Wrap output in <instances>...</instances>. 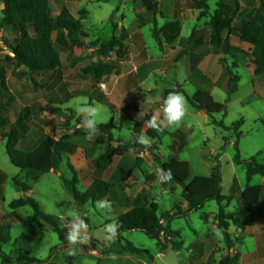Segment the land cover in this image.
<instances>
[{
    "label": "rangeland",
    "instance_id": "obj_1",
    "mask_svg": "<svg viewBox=\"0 0 264 264\" xmlns=\"http://www.w3.org/2000/svg\"><path fill=\"white\" fill-rule=\"evenodd\" d=\"M215 4L216 0L210 2L212 12L215 10ZM258 4V1L252 3L250 9L253 11ZM242 5L245 6V4ZM66 6L75 13L77 20L83 21L81 24L89 35L85 41V48L79 49L82 60L71 61L70 51H63L56 42V48L60 51L64 64L59 75H52L51 72L31 75L25 69L10 68L4 75L5 88L0 76V116L4 120V122L0 120V234L10 237L8 243L0 242V264L7 259L13 260L9 264H31L28 262L29 259L40 261L37 264H79L80 256L85 255L84 251L92 246L94 238L103 239L104 225L116 219L118 214L137 207H149L152 203L159 206L160 216L166 212H172L176 206L186 209V201L182 198L183 188L175 183L160 182L157 179L155 169L160 165L155 160L156 156L163 161L176 156L182 161L190 162L192 177H208L219 164L223 177L224 195H227L228 187L235 175L242 183L247 179L243 166L237 165L238 172H234L236 143L239 144L243 159L255 157L259 163L264 164V76L254 75L248 55H239L241 57L239 62L236 61L238 54L235 52L223 55L219 59V61L225 60L226 63L221 65L240 78L238 89L231 96L228 95L227 74L223 73L222 68L214 62V57L209 58L206 64V70L214 83L211 91L213 98L225 106V113L207 118L204 112L194 110L189 104L182 122L170 126V134L162 140L151 137L153 141L151 147L145 150L142 145L135 142L137 136L134 133L135 124L145 123L146 113H156L161 109L164 89L176 91L183 86L184 92L190 97L199 89L209 91L210 80L206 77L201 78L199 73L189 75L186 64L180 65V61L183 60L178 54L170 60L162 59L164 55L161 51L164 47L154 39L153 30L156 25L159 29L162 28L165 23L170 22V19L149 14L144 10L141 0H51L52 13L55 17L59 16ZM187 12L183 14L187 15ZM140 14L147 27L142 29L141 35L134 37L132 44L129 42L126 44V50L130 51L128 63L119 64L125 68V73L134 69L133 65H135L139 68L140 77L143 75L145 78L142 99L145 98L143 100L147 102L143 105V111H140L138 107L136 111L134 107L124 104V97L119 95L123 83L117 78L112 77L102 82V85H97L91 80L86 81L80 75L85 67L98 59L103 62L111 61L110 58L92 55L99 45L92 47L91 44L97 40L108 42L113 35L120 36L122 31L119 22H122V17H125L126 29L134 32L135 20ZM0 19H2L1 14ZM188 27L186 23V31ZM2 36L9 41H14L17 37L16 32L11 29L2 30ZM3 38L0 40L2 46H4ZM54 40H57L56 34ZM232 42L238 44L245 52L251 50L249 45L240 43L235 35L232 36ZM8 54L7 49L0 53V68L4 66V58ZM111 58L115 59V54H112ZM235 63L237 67L234 66ZM54 89H58L61 98L68 92L76 90H87L88 93L73 96L63 105L50 106L45 96ZM112 92L114 93L111 94ZM98 98L103 99L108 106L100 105ZM85 102L98 107V119L102 124L116 127V130L113 127L112 131L115 141H119V144L128 143L131 147L122 162L124 165L122 175H117L118 177L112 182L111 212L98 210L92 202L79 209L72 195L63 188L64 180L70 181L73 178L70 169L72 166L80 181L79 189L85 191L86 186L92 181L93 161L104 155L110 146L119 145L111 142L108 135L102 133L89 140L86 138V131L77 127L81 121V115L77 109ZM30 105L29 117L25 122H21L27 134H21L19 150L27 152L34 149L45 137H53L58 141L64 134L74 135L77 130L81 134L73 138V142L80 147L73 155L74 158L70 160L71 156L65 157L56 170L41 175L38 181L31 180L26 172L11 163L7 154L6 141L1 138L2 133L9 131V126L14 125L21 112ZM241 120L244 124L239 136L233 125ZM220 123H223L225 128H221ZM183 126L193 127L194 132L187 140L186 146L175 152L171 147L174 139L180 140L178 141L180 143L181 140L186 139V136L178 134L174 137L173 135ZM142 132L148 133L144 128ZM17 183L29 185L31 191L25 193L17 186ZM27 197L34 199L43 213L56 218L60 229L65 231L63 241L41 218L36 220L35 226L42 230V234L33 236L11 216L14 211L10 209V203ZM230 205V211L236 213L238 204L232 201ZM223 208L225 211L229 209L227 202L223 204ZM216 209L219 213V205L213 201L207 203L202 210L210 212ZM70 210L78 211L84 216L88 224V234L91 237L90 245L74 246L75 255L67 254L69 245L65 239L67 231L65 225L70 220ZM202 210L193 213L189 221V225H193L197 230H200L204 223L200 219L202 213H205ZM15 213L27 218L33 216L35 211L31 206H26L16 210ZM103 219L104 224H102ZM172 227L182 233L185 242L188 243L192 238V233L187 232L188 226L184 220H173ZM123 239L142 250L153 251L157 247L155 240L140 231L124 233ZM125 241L121 242L122 246L125 245ZM103 245L116 248L119 244L115 242L110 246H106L105 243ZM168 262L178 261L175 256L170 255Z\"/></svg>",
    "mask_w": 264,
    "mask_h": 264
},
{
    "label": "trees",
    "instance_id": "obj_2",
    "mask_svg": "<svg viewBox=\"0 0 264 264\" xmlns=\"http://www.w3.org/2000/svg\"><path fill=\"white\" fill-rule=\"evenodd\" d=\"M145 10L153 16H161L168 19L159 8L158 0H141ZM214 0H177L176 9L173 20L166 23L162 28L157 25L153 30V37L159 45L166 43L172 46L177 42L181 35L182 14L189 10H198V20L207 19L208 23L203 29L194 30L189 42H194L196 46H204L211 50L214 55H219L222 49L225 54L232 51L236 54L243 53L250 57L251 64L254 67V75L257 77L264 76V0H216L215 10L211 11L210 2ZM259 2L258 6L250 9L252 3ZM5 8L0 19V30L11 29L16 32V39L9 41L3 38L4 46L0 45V53L7 49L9 54L4 58V66L0 68V76L4 84V75L8 69H25L31 75H39L47 72H61L62 60L60 51L56 48V42L60 48L69 50L71 55L75 48L84 49L85 41L89 35L84 31L83 25L64 7L55 17L52 13L51 0H4ZM242 4H245L243 6ZM139 17V22H141ZM142 23V22H141ZM57 40H54V35ZM235 35L242 44L250 45L252 48L249 52L243 51L240 47H235L232 43V36ZM129 41V35L123 31L120 36L113 35L108 42L95 41L91 44L94 49L92 55L99 58H110V62L97 60L92 62L81 71V77L91 80L97 85L101 84L112 75H120V62L128 58L126 44ZM232 49V50H231ZM234 49V50H233ZM115 54V59H112ZM83 57L78 60L81 61ZM202 56H196V61L200 62ZM193 65L196 68L197 62ZM220 64L226 63L220 60ZM237 67L236 63L234 64ZM230 81L228 84V95L236 93L240 78L230 69ZM86 90H79L76 95L87 94ZM182 95L187 99L194 110L206 112L208 116L213 118L215 115L225 113V106L215 101L213 96L205 90H198L193 97H189L184 91ZM46 100L51 105H63L68 99H62L58 91H51L46 96ZM99 103L108 106L104 101ZM152 116L147 115L145 120L148 121ZM0 120L4 122L0 116ZM244 121L241 120L233 125L236 133L240 136V129ZM221 128H225L223 123L219 124ZM99 133L108 135L111 142L115 141L110 125H98ZM142 124L136 123L134 128L135 135L142 132ZM232 128V129H233ZM228 129V130H232ZM150 137L162 140L168 135L163 129L157 131L149 128ZM79 130L74 135L64 134L60 140L53 137H45L44 140L35 149L27 152L19 150L21 132L14 125L9 126V131H4L1 135L2 140L6 141L7 154L11 163L21 171L27 173L28 177L33 181H38L43 174L56 170L65 157L76 154L79 146L73 142L75 136H80ZM96 137V136H95ZM236 156L234 162L238 166L246 169L247 180L250 182L254 176L264 177V164L259 163L258 159L253 157L243 159L239 150V144H235ZM128 143L119 144L115 147L110 146L106 153L98 160L92 163L93 182L85 191L79 189L80 181L76 170L70 166L73 174L72 180H64L66 188L69 190L77 208H82L89 202L95 203L101 198H108L111 193L112 184L106 179V173L113 165L115 159L124 157L130 150ZM259 157V155H258ZM156 162L164 169H171L173 179L171 183H175L183 188L182 198L186 201V209L176 206L172 212H166L159 215V206L152 203L149 207H137L130 209L126 213L120 215L117 221L122 225L119 230L117 242L125 241L124 233L140 231L147 237L158 242V246L162 249L168 247L174 253L184 250V245L180 241V235L171 229V223L175 219L189 221L193 213L202 210L209 202H217L219 205V213L217 216L218 228L229 245L232 246L229 229L233 224L238 229L244 231L251 226L256 216H251L245 221H239L233 214H228L223 208V204L228 201L223 195V179L218 164L212 174L206 176L192 177V167L190 162L171 158L163 161L160 157H155ZM25 193L31 191V187L26 184L17 183ZM264 195V188L261 186L247 185L241 194V199L251 205H258ZM10 209L14 212L11 216L19 222L23 228L29 231L33 236L42 234V230L35 226L38 218L48 223L53 230L59 235L61 241L64 240L65 231L61 230L56 218L47 215L41 211L39 204L32 198H21L10 203ZM31 206L35 214L24 218L17 213L16 210ZM10 241V237L0 234V242L6 244ZM101 250L103 254L110 251L103 243L93 240L92 246L87 251ZM123 250H129L138 255H147L148 251L135 248L131 243L125 241ZM12 259H7L2 264H9ZM29 263L37 264L40 261L29 259ZM72 264V263H70ZM222 264H238V257L231 260L223 261Z\"/></svg>",
    "mask_w": 264,
    "mask_h": 264
},
{
    "label": "crops",
    "instance_id": "obj_3",
    "mask_svg": "<svg viewBox=\"0 0 264 264\" xmlns=\"http://www.w3.org/2000/svg\"><path fill=\"white\" fill-rule=\"evenodd\" d=\"M158 2H159L160 11L166 17H168L170 21H172L174 13H175V9H176L177 0H158ZM66 8H68L70 13L76 19H78L75 16V13L69 7L66 6ZM199 13L200 12L198 10H189L187 12V15L182 14L183 15V20L181 22L182 31H181V35L179 39L172 46H168L166 43H163L164 50L161 51V53L164 55L162 57V59L164 60H170L173 57L175 58L177 54L180 55V58H182L183 60V61H180L181 62L180 65H182L183 63L186 64L187 72L189 75L192 73H199L201 78L206 77L207 79L210 80L211 88L209 89V91L207 89L205 91H208L212 95L211 91H212V87L214 86V83L212 81L211 75L209 74V72H207L208 70H206V67H207L206 64L209 58L214 57V62L219 67L222 68L223 73L227 74V85L229 84V81H230V74L228 72V68L224 67L223 65L219 63V59L223 55L226 56L224 48L222 49L221 53L217 56V55H214L209 48L204 47V46H196L194 42L188 41L194 30L203 29L208 23L207 19H203L200 21L198 20ZM141 16L142 15L140 14V16H138L137 19L135 20L134 32H131L126 29L124 25L125 17H122V22L121 21L119 22L120 30L122 32L126 31L128 33L129 35L128 42L131 44L133 43L134 37L139 36V34L141 35L142 29L144 27H147V24L143 23ZM139 17H141L142 23L139 22ZM81 22L83 24V21ZM186 23L189 25L187 31H186ZM232 43L235 47H239L238 44H234V42ZM251 48L252 47L250 46V49ZM81 54H82L81 50L79 51L78 48H75L73 50L72 55L69 52V58H71V61L73 59L79 61L78 59L81 58ZM128 54H129L128 58L120 62V64L124 65L125 63H128L127 61L130 60V51L128 52ZM239 55L242 56L243 53L238 54V57H236L237 62H239V60L241 59ZM196 56H202L203 59L200 62H197ZM195 61L197 62V64H196V68L193 70V65ZM62 65H64L63 61H62ZM122 65L121 66L119 65L121 69V74L118 76L112 75L110 78L115 77L123 83L121 90H119V95L124 97V104L128 107H134L136 111H137V107L139 108L140 111H143L144 109L143 105H146V102H147L146 100L145 101L143 100L145 98L142 99V97L144 96V92H142L143 91L142 89L144 88L143 80L145 78H143V75H141L140 77L139 68L136 67L135 65H133L134 69L130 70V72L128 73H125V70H124L125 68H123ZM253 71H254V67H253ZM51 73L52 75L53 74L59 75V72H51ZM138 79H140V81H138ZM85 80L88 81V79H85ZM63 82L65 83L66 81L63 79ZM179 85L182 86L180 83ZM55 90L57 91L58 89H54L52 91H55ZM199 90H203V89H199ZM182 91H184L183 86L177 88L176 91L165 88L164 94H163V100L169 92H180L181 93ZM197 91H195V93L192 94V96L190 97H193ZM85 92L88 93L87 90ZM77 93H79V91L77 90L73 92H68L67 93L68 95L66 94L65 96L66 98L63 97L62 99H70L71 97L76 96ZM113 93L114 92H112L111 94ZM98 101H104V100L100 99ZM189 104L190 103L187 101V105ZM100 105L103 106V104H100ZM50 106L52 105L50 104ZM56 106H59V105H56ZM30 107L31 105L26 107L21 112V115L18 118V120L15 122V125L18 127V130L23 135L24 134L26 135L27 132L24 129V125H21V122L22 121L25 122L26 118L29 117ZM204 113L206 114L207 118H211L210 116H208L206 112ZM153 114L154 113L152 112L146 113L144 118H146L147 115L152 116ZM99 124L101 125L102 123H99ZM142 126L148 132L149 128L145 127V123H143ZM164 129L168 132V134H170L169 127L164 128ZM114 130H116V127H114ZM193 132H194V128L191 126H183L180 129H178V131H176L173 136L176 137V135L178 134H184L186 136V139H183L181 140L180 143H178V141L180 140L175 138L173 145L171 146L172 150L176 152V150H181L184 146H186L187 140L190 138ZM68 134L71 135L72 133H68ZM115 146L116 145H112V147H115ZM126 155L122 158L115 159L113 165L107 171L106 179L110 181L111 184L113 180L116 177H118L117 175H120V174L122 175V170H123L122 168L124 167L122 162L124 158L126 157ZM72 158H74V156H71L70 160ZM173 158L180 160L176 156H173ZM96 160H98V158ZM234 166H236L234 167V172L236 173L238 172L237 171L238 166L235 165V163H234ZM191 167H192V164H191ZM130 168H131V165L129 166V169ZM91 173L93 175L92 168H91ZM245 174H246V169H245ZM246 178H247V174H246ZM92 182H93V177H92V181L86 186V189H88L91 186ZM247 185H250L251 187L261 186L264 188V177L257 175V176H254L250 182H248V180L246 179V181L242 183L239 177L235 175L232 183L228 187L227 195L223 194L227 199H229L228 201H226L227 206L229 207V209L226 211L228 214H233L235 218L241 222L245 221L251 216L257 217L255 222L244 231L238 229L233 224L231 225L229 229V234H230L231 243H232L231 247H229V245L227 244L223 236V233L218 228V221H217L218 209L210 211V212H205L202 210L205 213H202L200 217V219L204 222L200 230H197L193 225H189L191 216L188 222L185 221L188 226L187 232L189 231L192 233L191 235L192 238L189 240L188 243L183 240L181 232L173 229L172 223H171V229L175 233H178L180 235V241L184 245V250L181 252L174 253L170 247H168L167 249H162L158 246V242L156 241L157 247L155 250L153 251L145 250V251H148L147 255H138L129 250H123V246L119 242L115 241L119 245L116 248L109 247L110 251L106 254H103L101 250L84 251L85 255L80 256L79 264H222L223 261L231 260V259H234L235 257H238V264H264V195L261 199V202L258 205H251V204L245 203L241 199V194ZM63 188L66 190V192L68 191V193H70L69 190L65 186H63ZM112 188H113V184H112ZM111 194H112V189H111L110 195ZM110 195L108 196V198H106L107 200L111 199ZM232 201H235L238 204V208L237 210H235L236 213L230 211V206H231L230 204ZM120 215L118 214L115 220H117V218ZM104 222L105 220L103 219L102 224H104ZM218 232H219V235L217 234ZM94 240L99 241L101 243H105L103 239L94 238ZM170 255L175 256L178 262L169 263L168 258ZM113 256L115 257V259L111 258Z\"/></svg>",
    "mask_w": 264,
    "mask_h": 264
},
{
    "label": "clouds",
    "instance_id": "obj_4",
    "mask_svg": "<svg viewBox=\"0 0 264 264\" xmlns=\"http://www.w3.org/2000/svg\"><path fill=\"white\" fill-rule=\"evenodd\" d=\"M187 108L188 105L186 98L180 92H169L163 100L161 109L154 113L152 117L145 122V127L162 131L164 128L178 125L186 116ZM77 111L81 115V121L77 127L83 128L87 134L86 138L92 140L93 137L100 134L98 125L101 121L98 119V107L85 102L77 109ZM135 142L139 143L145 148V150H147L151 147L153 141L146 132H141L135 137ZM155 173L160 182H170L173 179L171 169L157 167ZM95 206L100 211L111 212L112 210V202L105 198L97 200ZM69 216L70 220L65 225L67 229L65 239L69 245L67 254L75 255L76 252L74 246L90 245L91 237L88 234V224L81 213L75 210H70ZM121 227L122 225L115 219L104 225L103 240L106 246L115 243ZM217 234L219 235V232ZM111 258L115 259L114 256Z\"/></svg>",
    "mask_w": 264,
    "mask_h": 264
},
{
    "label": "built area",
    "instance_id": "obj_5",
    "mask_svg": "<svg viewBox=\"0 0 264 264\" xmlns=\"http://www.w3.org/2000/svg\"><path fill=\"white\" fill-rule=\"evenodd\" d=\"M5 8L4 0H0V14L2 15L3 10ZM3 38L2 36V30H0V40Z\"/></svg>",
    "mask_w": 264,
    "mask_h": 264
}]
</instances>
